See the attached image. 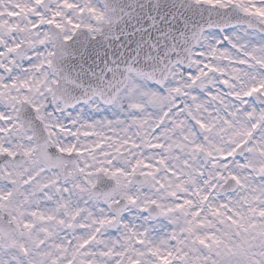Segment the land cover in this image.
<instances>
[{"label": "snow or ice", "instance_id": "1", "mask_svg": "<svg viewBox=\"0 0 264 264\" xmlns=\"http://www.w3.org/2000/svg\"><path fill=\"white\" fill-rule=\"evenodd\" d=\"M0 264H264V0H0Z\"/></svg>", "mask_w": 264, "mask_h": 264}]
</instances>
